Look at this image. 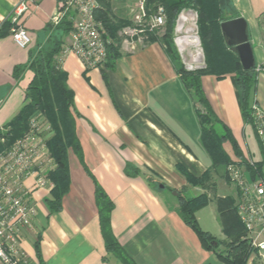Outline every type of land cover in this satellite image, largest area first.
<instances>
[{"label":"crops","instance_id":"obj_1","mask_svg":"<svg viewBox=\"0 0 264 264\" xmlns=\"http://www.w3.org/2000/svg\"><path fill=\"white\" fill-rule=\"evenodd\" d=\"M19 1L0 0V129L25 103L33 77L26 67L50 36L48 25L62 0L26 1L27 9L17 19L30 39L23 49L10 33L14 26L10 16ZM135 1L111 0L113 16L130 21ZM230 4L237 18L247 23L255 66H263L264 0H230ZM118 38V57L105 71L85 69L73 53L61 58L73 93L70 112L78 151L66 149L69 186L57 212H49L45 203L53 188L50 180L51 187L32 190L37 215L33 230L22 235L20 250L27 264H121L105 249L95 197L98 189L112 205L111 233L135 264H224L201 245L177 212L179 191L207 194L209 202L196 213V220L202 231L222 241L215 200L227 196L237 200L224 168H212L200 142L198 106L161 44L121 33ZM70 43L69 34L63 49ZM18 68L25 70L17 75ZM233 77L231 72L206 74L200 82L212 112L245 157V131L250 126L241 117ZM254 98L264 111V72L257 76ZM218 131L222 133L220 127ZM251 132L259 161V144ZM225 152L233 158L232 150L231 155ZM179 167L195 178L213 171L208 186H189ZM215 178L231 188V194L217 193ZM25 186L32 188V178Z\"/></svg>","mask_w":264,"mask_h":264},{"label":"trees","instance_id":"obj_2","mask_svg":"<svg viewBox=\"0 0 264 264\" xmlns=\"http://www.w3.org/2000/svg\"><path fill=\"white\" fill-rule=\"evenodd\" d=\"M99 9L96 19L101 21L105 31L104 39L109 41L107 45L106 69L113 68L114 61L118 57L119 41L118 32L130 26L125 19L112 18L111 0H97ZM161 7L165 14V34L159 39L153 32L146 34V41L158 42L165 50L177 74L182 86L191 95L198 109L196 110L200 126V142L209 155L212 168H225L231 164H239L252 172L237 143L233 140L227 128L221 124L203 93L200 79L206 74L221 76L228 72L234 74L233 84L236 90L241 117L245 125L250 126L254 132L252 121V104L257 84L255 66L252 70H243L233 48L226 44L220 25L222 22L237 18L231 4L220 6L218 0H146L148 14ZM185 9H193L197 13L198 37L204 55L205 68L195 71H187L180 62L179 56L173 44V31L178 14ZM50 36L45 45L34 54L26 67L33 73L27 89L25 90V103L19 112L2 129H0V154L4 153L11 144L22 137L28 130L29 120L35 114H40L42 124L49 126L52 133L46 144L50 156L56 167L48 174L53 188L50 197L45 200L49 212H57L60 209L62 196L67 192L69 178L66 167V149L71 147L75 152L77 140L74 135V124L70 109L73 105V93L67 86L66 73L61 69V55L63 52L64 38L72 31L71 23L63 19L57 26L48 25ZM264 69V65L261 66ZM24 68H18L19 75ZM221 128L222 133L218 131ZM255 135V132H254ZM228 141L233 158L223 149V143ZM257 174L264 176V158L261 157L254 165ZM185 176L187 183L192 187H207L213 171L207 170L201 177L195 178L179 167ZM224 178H226L224 174ZM186 189V188H185ZM177 193V212L181 220L189 226L198 237L201 245L215 253L224 264H247L253 253L248 242L243 239L245 231L237 217L232 197L216 198V212L221 231L225 240H217L211 234L200 229L196 213L204 208L208 202L207 194H200L190 198L182 195L185 191ZM96 204L99 211L101 233L105 249L121 264H135L122 250L113 237L109 226V213L111 202L104 193L96 190ZM39 240L34 243L37 250Z\"/></svg>","mask_w":264,"mask_h":264},{"label":"built area","instance_id":"obj_3","mask_svg":"<svg viewBox=\"0 0 264 264\" xmlns=\"http://www.w3.org/2000/svg\"><path fill=\"white\" fill-rule=\"evenodd\" d=\"M26 1L20 0L10 16L14 25L10 33L18 48H26L30 39L26 29L17 25V19L27 9ZM99 9L97 0H62L58 5L51 24L57 26L63 19L76 16L74 29L70 32L71 43L63 49L62 56L75 54L85 69L106 70L107 45L105 31L101 21L96 19ZM131 25L122 29L125 37H134L145 31H154L164 26V11L158 7L148 14L146 0H136L131 9ZM187 29L198 41L185 43ZM173 41L182 59L185 70L204 69L203 53L198 37L197 13L193 9L182 10L175 22ZM201 54V60L194 59V53ZM264 72L261 66L256 68L257 75ZM252 121L259 144L260 154L264 158V111L257 104H252ZM49 126L42 124L40 114L29 120L27 132L14 144L0 154V264H27L26 257L20 250V241L24 232L33 230L37 211L32 202L34 188L52 186L48 174L56 164L50 156L46 141ZM252 172L246 167L231 163L225 168L226 179L237 190L236 214L244 227V237L253 253L247 264H264V176L257 174L256 161L248 155L244 157ZM33 180L32 188L25 186V181Z\"/></svg>","mask_w":264,"mask_h":264},{"label":"water","instance_id":"obj_4","mask_svg":"<svg viewBox=\"0 0 264 264\" xmlns=\"http://www.w3.org/2000/svg\"><path fill=\"white\" fill-rule=\"evenodd\" d=\"M220 6H227L230 0H218ZM226 44L233 48L239 62L245 71L255 67L251 43L247 34V23L243 18H234L221 23L220 25Z\"/></svg>","mask_w":264,"mask_h":264},{"label":"rangeland","instance_id":"obj_5","mask_svg":"<svg viewBox=\"0 0 264 264\" xmlns=\"http://www.w3.org/2000/svg\"><path fill=\"white\" fill-rule=\"evenodd\" d=\"M71 17L72 18H66L67 19V21L68 22H70L71 23V26H72V30L74 29V24H75V19H76V16L74 15V14H71ZM130 17H131V15H130ZM112 18H116V17H114L113 16V13H112ZM117 19V18H116ZM131 19V18H130ZM99 21V20H98ZM130 23H131V20H130ZM174 28H175V26H174ZM122 32V30H119V32H118V34H120ZM151 33L150 31H145L144 33H141V34H138L137 36L138 37H144V39H147L146 38V34L147 33ZM153 33H154V35L157 37V38H161L164 34H165V24H164V26H162L161 28H158L157 30H154V31H152ZM173 37H174V31H173ZM173 44H174V46H175V43H174V41H173ZM175 49H176V51H177V48H176V46H175ZM202 53H203V50H202ZM177 55L179 56V59H180V62H181V64H182V59H181V57H180V55H179V53H178V51H177ZM204 56V55H203ZM183 65V64H182ZM184 67V66H183ZM199 70V69H198ZM190 71H195V70H190ZM0 133H2V132H0ZM51 135H52V133H51V131L49 130V132L46 134V138L47 139H49L50 137H51ZM245 135H246V144H247V148H248V155L252 158V159H257V154H255V152H256V147H255V142H254V137H253V134H252V132H251V129H250V127H247V129H246V131H245ZM223 148L231 155V148H230V145H228V143H225L224 145H223ZM215 184H216V191H217V193H220V191H222V190H224V192H226V193H229V194H231V192H232V189L231 188H228V187H223L222 186V182L219 180V179H216L215 178ZM222 187L224 188V189H222ZM182 195L184 196V197H186V198H190V197H193L194 196V193L193 192H186V193H182ZM235 204H236V202H235V200H234V207H235ZM219 238H221V237H219ZM221 239H223V240H225L226 239V237L224 236V238H221Z\"/></svg>","mask_w":264,"mask_h":264},{"label":"bare ground","instance_id":"obj_6","mask_svg":"<svg viewBox=\"0 0 264 264\" xmlns=\"http://www.w3.org/2000/svg\"><path fill=\"white\" fill-rule=\"evenodd\" d=\"M186 33H187L186 36L183 38V41L185 43H191L192 45L197 43L198 40L190 34V30L189 29H187ZM194 59L196 61H200L201 60V54L197 53V52L194 53Z\"/></svg>","mask_w":264,"mask_h":264}]
</instances>
